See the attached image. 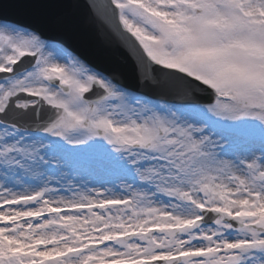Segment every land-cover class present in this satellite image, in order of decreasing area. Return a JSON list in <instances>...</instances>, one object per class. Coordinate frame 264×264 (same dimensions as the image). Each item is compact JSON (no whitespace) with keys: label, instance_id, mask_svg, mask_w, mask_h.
<instances>
[{"label":"snow or ice","instance_id":"snow-or-ice-1","mask_svg":"<svg viewBox=\"0 0 264 264\" xmlns=\"http://www.w3.org/2000/svg\"><path fill=\"white\" fill-rule=\"evenodd\" d=\"M0 264H264V0H0Z\"/></svg>","mask_w":264,"mask_h":264},{"label":"water","instance_id":"water-1","mask_svg":"<svg viewBox=\"0 0 264 264\" xmlns=\"http://www.w3.org/2000/svg\"><path fill=\"white\" fill-rule=\"evenodd\" d=\"M87 60L106 71L117 72L127 83H134V69L128 53L115 43L109 44L99 35L96 25L83 21L68 38ZM92 62V63H93Z\"/></svg>","mask_w":264,"mask_h":264}]
</instances>
